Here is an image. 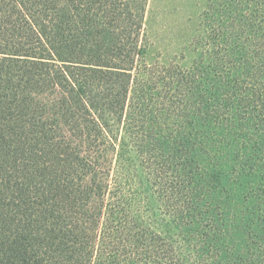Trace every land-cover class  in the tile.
I'll use <instances>...</instances> for the list:
<instances>
[{"label": "trees", "instance_id": "obj_1", "mask_svg": "<svg viewBox=\"0 0 264 264\" xmlns=\"http://www.w3.org/2000/svg\"><path fill=\"white\" fill-rule=\"evenodd\" d=\"M144 4L0 0V264H121L126 257L114 242L129 244L128 264H196L209 252L208 236L199 239L197 231L194 240L184 222L191 215L180 209L199 214L220 182L222 171L210 172L217 166L205 149L207 129L188 134L179 126L171 141L145 136L142 151L155 163L150 185L169 212L162 217L142 207L147 190L129 192L125 203L116 199L111 172L118 138L157 130L154 109L166 119L170 111L198 107L195 117L204 109L200 118L210 120L206 104L238 89L228 83L238 82V62L245 61L241 15L249 5L232 2L224 10L220 58L206 70L173 65L155 72L145 65ZM253 42L258 53L245 54L253 68L259 57L264 77V30ZM150 78L162 90L157 99ZM221 111H212L217 122ZM171 144L173 155L161 157Z\"/></svg>", "mask_w": 264, "mask_h": 264}, {"label": "rangeland", "instance_id": "obj_2", "mask_svg": "<svg viewBox=\"0 0 264 264\" xmlns=\"http://www.w3.org/2000/svg\"><path fill=\"white\" fill-rule=\"evenodd\" d=\"M138 1L145 3L141 37L147 50L145 65L155 72L173 65L182 72L193 71L197 67L206 70L219 59L223 38L226 37V27L222 30L219 28L228 22L224 10H229L232 2L234 7L238 8L243 2L248 3L249 8L245 5L243 16L239 10L244 21L240 39L245 53L257 52L253 38L255 37L257 42L264 30V6L262 8L256 2L264 3V0ZM230 11H235L240 17L236 8L232 7ZM263 49L264 43H259V53ZM245 53L242 54L245 61L238 62V82L228 83L238 86V89L234 93L230 90V94L223 99L206 104L211 107L209 112L213 118H200L207 114L203 108H199L203 109V113H198L199 117H195L198 107H192L193 109L170 111L166 119H161L162 109H154V115L159 117L155 120V123L159 124L157 130H144L140 132V136H131L125 140L118 138V143H121L118 146L121 147L116 148L110 180V188H117L116 199L125 203L129 192L135 194L137 190H147V193L142 194L147 200L142 207L149 205L162 217L163 213L169 212L164 211L165 207L157 195V188L150 185L153 184L151 174L155 163L144 150L142 151V147L147 145V140L150 141L145 136L150 133L154 136L158 134L161 138L171 137V141L175 139L179 126L188 134L207 129L202 131L203 135L206 133L209 138L205 149L212 166H217V170L212 168L210 172L216 174L222 171L220 182L215 181L214 186L217 189H212L211 198L200 203L199 214L190 212L186 206L180 207L191 215L186 217L184 222L192 224L193 234L190 235L194 237V231L196 232L194 240L197 231L199 239L208 236L209 252L200 261L197 258L196 264H264V77L260 74L257 64L259 57L255 58L257 68H253L248 62L249 56L246 57ZM150 80V88L153 87L156 91L153 97L157 99L162 90L159 84L153 82V78ZM140 85L146 87L144 91L148 93L150 88L148 89L144 82ZM211 87L210 85V91ZM149 97L150 94H147L146 101ZM251 98L254 99L250 100ZM255 101L257 103H254ZM249 104L255 108L251 109ZM216 105H221L222 109L220 122L214 120L218 115L212 114V111L221 110L215 109ZM138 121L141 123L142 119ZM168 143L169 141L164 145L167 146ZM172 145H169L170 150L173 149ZM159 152L161 157H171L174 150H171L169 155ZM235 162H238L236 171ZM139 182L143 184L142 187L138 186ZM132 202L133 199L129 204ZM194 208L197 210L199 205H194ZM210 227L211 232L208 235ZM187 235L190 236L188 233ZM113 247L117 249V253L119 249V253L126 257L124 260L132 258L128 243L114 242ZM124 260L121 259V264H128Z\"/></svg>", "mask_w": 264, "mask_h": 264}]
</instances>
